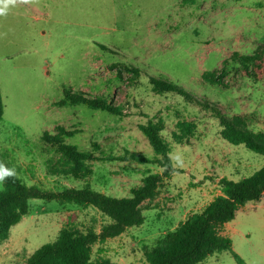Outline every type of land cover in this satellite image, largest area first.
<instances>
[{"label": "rangeland", "instance_id": "obj_1", "mask_svg": "<svg viewBox=\"0 0 264 264\" xmlns=\"http://www.w3.org/2000/svg\"><path fill=\"white\" fill-rule=\"evenodd\" d=\"M262 45L264 0H38L19 5L0 17V160L27 185L50 191L89 186L112 197H130L147 175L163 172L157 164L129 158L136 152L154 159L139 126L163 120L177 172L163 178L150 209L143 211V225L94 245L92 254L93 262L147 264V249L221 194L220 179L239 181L264 167V154L223 140L219 120L183 97L154 95L147 77L169 80L229 118L252 113L250 129L264 133V79L248 78L236 63L224 80L225 91L200 77L220 69L234 53L251 55ZM124 66L139 70L140 78L133 80ZM65 89L103 97L123 115L83 104L58 107ZM179 120L197 123L186 144L171 138ZM59 125L78 131L66 143L97 158L89 179L50 175L47 160L55 152L41 138ZM69 221L98 231L110 222L93 207L31 200L29 213L0 243V264H24ZM226 230L222 234L228 233L245 264H264V196L240 207ZM200 264L239 263L232 253L222 252Z\"/></svg>", "mask_w": 264, "mask_h": 264}, {"label": "trees", "instance_id": "obj_2", "mask_svg": "<svg viewBox=\"0 0 264 264\" xmlns=\"http://www.w3.org/2000/svg\"><path fill=\"white\" fill-rule=\"evenodd\" d=\"M231 63L238 64L248 78L256 82L262 81L264 45L251 55L234 53L231 58L223 61L220 69L203 73L200 76L202 82L221 91L227 90L224 80L230 73ZM122 68L133 73V80H138L141 76V72L136 68L131 66ZM119 72L121 74V69ZM147 78L154 95L181 96L185 102L217 118L223 140L235 146L244 145L256 153L264 154V133L250 129L254 114L243 113L229 118L218 108L197 100L187 90L169 80L151 76ZM77 104H83L95 111L123 115L121 108L112 105L103 97L90 98L84 93H75L68 89L64 90V99L56 103L58 107ZM3 115L4 104L0 87V123ZM165 127L163 120L149 121L139 126L148 139L155 157L149 159L135 152L129 153V158L144 165L157 164L163 172L147 175L141 186L131 190L130 197H112L89 186L50 191L36 185H27L20 177L5 181L0 191V243L9 238L11 228L29 213L31 200L58 201L60 204H73L82 208L93 207L109 218L110 222L101 226L98 231L94 226L82 230L69 221L53 242L36 250L24 264H116L107 259L93 262V246L117 238L129 228L143 225L145 221L143 211L150 209L148 205L157 197L163 178H169L172 173L177 172L170 157L171 143L163 135ZM196 130L197 123L193 120H179L171 132V138L176 144H186L195 135ZM77 132L59 125L55 127L53 133L43 134L42 141L55 152L54 156L47 160L50 175L73 177L78 180H87L93 175L91 162L97 159L94 154L66 143V140L75 136ZM219 185L222 194L202 212L191 214L174 231L167 233L154 247L145 251L147 264H200L208 257L222 252L232 253L239 264H245L234 251L232 240L222 235L221 230L225 224L235 219L240 207L259 202L263 198L264 167L239 181L222 178Z\"/></svg>", "mask_w": 264, "mask_h": 264}, {"label": "clouds", "instance_id": "obj_3", "mask_svg": "<svg viewBox=\"0 0 264 264\" xmlns=\"http://www.w3.org/2000/svg\"><path fill=\"white\" fill-rule=\"evenodd\" d=\"M38 3V0H0V17H5L9 12L19 5H33ZM179 162V157L175 158ZM15 168H9L4 163L0 162V184H3L8 179H17Z\"/></svg>", "mask_w": 264, "mask_h": 264}, {"label": "crops", "instance_id": "obj_4", "mask_svg": "<svg viewBox=\"0 0 264 264\" xmlns=\"http://www.w3.org/2000/svg\"><path fill=\"white\" fill-rule=\"evenodd\" d=\"M221 194H222V193H221ZM221 194H219V195H221ZM219 195H218V196H219ZM227 225H228V223H227V224H225V226H224V229H225V231H227V230H226V228H227ZM221 233H222V232H221ZM223 234H224V233H223ZM223 234H222V235H223ZM224 235L228 237V233H227V232H225V234H224Z\"/></svg>", "mask_w": 264, "mask_h": 264}]
</instances>
